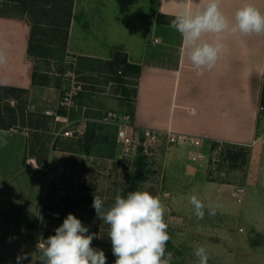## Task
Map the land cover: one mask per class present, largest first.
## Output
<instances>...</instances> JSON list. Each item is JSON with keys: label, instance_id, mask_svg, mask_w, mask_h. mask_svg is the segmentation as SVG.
Listing matches in <instances>:
<instances>
[{"label": "rangeland", "instance_id": "rangeland-1", "mask_svg": "<svg viewBox=\"0 0 264 264\" xmlns=\"http://www.w3.org/2000/svg\"><path fill=\"white\" fill-rule=\"evenodd\" d=\"M74 3H50L46 7L49 13L41 10L24 15L16 4L5 7L35 24L37 47L30 59L37 74L36 85L43 82L46 89L41 87L35 96L31 91L18 93L15 107L20 124L0 132V145L6 141V146H0V264H17L21 253L28 254L23 264H38L37 244L54 235L69 213L88 227L89 234L97 235L91 246L105 252L106 264H114L107 226L96 216L93 197L100 196L108 207L117 195L136 190L149 191L166 205L165 221L171 236L167 250L174 254L172 264H197L194 250L199 246L207 249L208 264H230L235 248L232 232L240 221L221 213L210 217L207 210L204 218L197 220L189 197L196 194L205 204L217 197L231 209L232 202L241 203L233 194L235 187L256 182L264 166V87L258 138L250 145L227 143V154L217 155L215 170L212 155L199 164L191 147L165 139L125 153L117 141L116 128L96 122L89 124L83 137L56 136L61 121L46 115L50 104L73 120L100 118L107 109H128L124 95L138 82L136 77H125L129 85L120 82L99 59L69 51L62 27L63 10ZM156 4V0H141L137 7L121 13L129 25H148ZM78 86L74 103L64 107L65 93ZM8 104L5 101L0 106V125L14 117ZM206 143L208 147L210 141ZM33 157L37 163L32 162ZM215 184L226 186L219 189Z\"/></svg>", "mask_w": 264, "mask_h": 264}, {"label": "crops", "instance_id": "crops-1", "mask_svg": "<svg viewBox=\"0 0 264 264\" xmlns=\"http://www.w3.org/2000/svg\"><path fill=\"white\" fill-rule=\"evenodd\" d=\"M140 2L75 0L67 36L69 51L97 58L107 70H110L109 61L118 51L125 53L129 62L141 66L136 88L124 95L129 103L125 111L134 114L138 125L195 134L207 141L252 144L259 134L264 34L224 33L225 48L215 66L198 71L185 55L181 35L170 27L184 0H156L150 24L129 25L121 12L132 10ZM245 2L264 11V0H221V9L231 18ZM141 14L139 11L138 16ZM31 34V24L24 17L14 13L0 15V50L7 55V63L0 65V85L26 89L35 96L41 87H46L43 82L36 85L37 77L34 80V64L28 53ZM213 38L211 34L204 37L210 42ZM20 92L23 91H17L16 95ZM7 95V92L2 93L0 106L7 101L11 103L9 106L15 107L19 96L8 99ZM50 106L62 112L55 104ZM11 129L0 127V132ZM33 161L37 163L35 157ZM262 168L256 182L245 186L246 193L239 206L234 201L229 209L217 197L210 200L212 204L221 205L217 213L234 215L241 223L232 232L235 248L230 264H264V166ZM224 186L226 184H215L214 187Z\"/></svg>", "mask_w": 264, "mask_h": 264}, {"label": "clouds", "instance_id": "clouds-1", "mask_svg": "<svg viewBox=\"0 0 264 264\" xmlns=\"http://www.w3.org/2000/svg\"><path fill=\"white\" fill-rule=\"evenodd\" d=\"M170 27L181 35L190 64L198 71L210 70L225 48L224 33L264 34V11L245 2L229 18L221 9V0H184ZM206 34L214 37L211 42L204 39ZM6 63L7 55L0 50V65ZM0 146H6V141ZM189 203L197 220L204 218L206 210L208 216H215L221 207L219 203L205 204L196 194L189 197ZM92 207L107 226L114 264H172L174 254L167 250L171 236L165 221L166 205L159 196L146 190L131 191L126 196L117 195L105 207V201L94 195ZM54 232L37 244L38 264H106L105 252L91 246L97 235L89 234L88 227L72 213ZM194 256L197 264H208L204 246L197 247ZM25 259L28 254L21 253L17 264Z\"/></svg>", "mask_w": 264, "mask_h": 264}, {"label": "built area", "instance_id": "built-area-1", "mask_svg": "<svg viewBox=\"0 0 264 264\" xmlns=\"http://www.w3.org/2000/svg\"><path fill=\"white\" fill-rule=\"evenodd\" d=\"M156 41L158 39L156 38ZM119 73H122L119 70ZM81 86L74 87L67 91L63 97L62 105L70 108L74 103V97L77 95ZM46 115L61 121V126L55 133L56 136L68 138L83 137L90 123H98L104 126H113L116 128V137L119 145L125 153H134L142 146L156 144L161 139L167 140L171 144L185 145L192 148L193 159L202 164L212 155L214 161V170L217 167L221 152L227 154V142L224 140H208L210 143L206 147V138L203 136L176 132L171 129L161 130L140 126L136 123L134 114L130 111L120 112L116 109L107 110L100 118L84 117L79 120H73L67 115L61 114L57 108L49 107L45 111ZM209 152V153H207ZM213 153V154H212ZM219 155V157H217ZM216 161V162H215ZM246 193V187L242 184L237 185L234 189V196L238 201H242Z\"/></svg>", "mask_w": 264, "mask_h": 264}, {"label": "trees", "instance_id": "trees-1", "mask_svg": "<svg viewBox=\"0 0 264 264\" xmlns=\"http://www.w3.org/2000/svg\"><path fill=\"white\" fill-rule=\"evenodd\" d=\"M62 1H65V0H0V15H12V13H10L8 10H6L5 7L7 8L8 6H12V5L14 6V4H16V6L19 8L22 7L23 15L26 14V12L31 14V13H35V12L41 11V10L47 11L49 13L50 10L46 8L48 4L51 3V4L55 5L57 2H62ZM71 1L72 0H70V3H71ZM63 13L65 16V24H62L63 25L62 27H64L65 32H66L65 42H67V35H68V31H69V26H70V20L72 17L71 6L67 10H65V11L63 10ZM18 16H20V15H18ZM30 24L32 27V34H31V37L29 40L28 53H29V56H34L35 51H36V47H37V45H36L37 28L35 27V24H32V23H30ZM109 64H110V69L112 70V72L114 74L117 75L116 76L117 80L120 82L125 83L126 82L124 80L125 77H129V76L130 77L133 76V77L138 78L139 74L141 72V66L139 64L129 62L128 59L126 58V54L123 53L122 51L116 52L114 58L109 61ZM119 70H121L122 73H119ZM36 77H37V74H36V71H34V80ZM136 84H138V82H136ZM17 91L27 92L26 89L0 85V101L2 100L1 96H2L3 92H7V94H8L5 98L17 99L18 98V96L16 95ZM9 107H10V110L12 111V115L14 117L12 118V120L9 123H5L3 125H0V127L4 128V129H10L14 125L20 124V119H19V117H17L16 107H14V106H9ZM1 112L2 111L0 109V114H1ZM22 113H24L23 109H22ZM18 120H19V122H18ZM232 151L233 150H230V153H234V151L233 152ZM133 189L135 190V185L133 186ZM71 209L73 211H75L74 207H72ZM64 213H66V212H64Z\"/></svg>", "mask_w": 264, "mask_h": 264}]
</instances>
